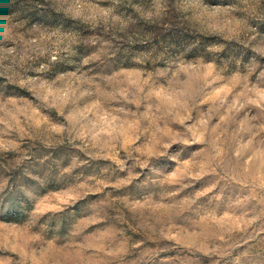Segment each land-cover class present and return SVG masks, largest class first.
<instances>
[{"label":"rangeland","instance_id":"rangeland-1","mask_svg":"<svg viewBox=\"0 0 264 264\" xmlns=\"http://www.w3.org/2000/svg\"><path fill=\"white\" fill-rule=\"evenodd\" d=\"M0 264H264V0H0Z\"/></svg>","mask_w":264,"mask_h":264}]
</instances>
